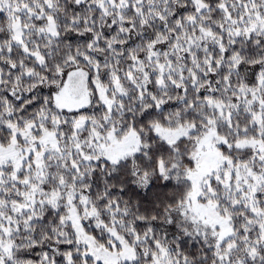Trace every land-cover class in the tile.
I'll use <instances>...</instances> for the list:
<instances>
[{
	"label": "snow or ice",
	"instance_id": "snow-or-ice-1",
	"mask_svg": "<svg viewBox=\"0 0 264 264\" xmlns=\"http://www.w3.org/2000/svg\"><path fill=\"white\" fill-rule=\"evenodd\" d=\"M0 264H264V0H0Z\"/></svg>",
	"mask_w": 264,
	"mask_h": 264
}]
</instances>
